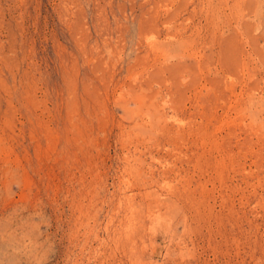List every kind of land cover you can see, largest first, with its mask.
<instances>
[{
  "label": "rangeland",
  "instance_id": "obj_1",
  "mask_svg": "<svg viewBox=\"0 0 264 264\" xmlns=\"http://www.w3.org/2000/svg\"><path fill=\"white\" fill-rule=\"evenodd\" d=\"M0 264H264V0H0Z\"/></svg>",
  "mask_w": 264,
  "mask_h": 264
},
{
  "label": "bare ground",
  "instance_id": "obj_2",
  "mask_svg": "<svg viewBox=\"0 0 264 264\" xmlns=\"http://www.w3.org/2000/svg\"><path fill=\"white\" fill-rule=\"evenodd\" d=\"M135 228V227H134ZM128 231V230H127Z\"/></svg>",
  "mask_w": 264,
  "mask_h": 264
}]
</instances>
